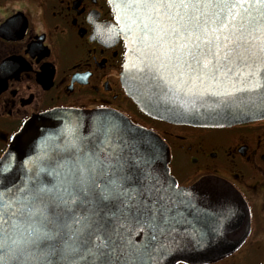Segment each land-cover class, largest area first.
Returning <instances> with one entry per match:
<instances>
[{
	"label": "snow or ice",
	"instance_id": "snow-or-ice-1",
	"mask_svg": "<svg viewBox=\"0 0 264 264\" xmlns=\"http://www.w3.org/2000/svg\"><path fill=\"white\" fill-rule=\"evenodd\" d=\"M121 7L126 10L125 28L130 33L138 31L140 41L149 49L142 61L143 71L147 72L149 61L158 62L161 69L174 60L179 64L176 53L182 51L186 59L180 67L185 79L179 83L189 93L202 90L218 106L229 108L240 98L238 93L255 92L256 71L264 67V0L255 4L251 0H124ZM237 84L242 87L237 88ZM213 85L215 89L208 92ZM258 100L264 106V88ZM99 131L109 145L108 154L101 158L95 151H84L79 167L70 170L61 187L45 188L39 182L31 187L15 181L11 187L0 183V264H50V257L54 264L56 255L67 259L68 253L80 249L97 264H121L122 260L123 264H146V260L150 264L151 254L147 249L138 253L130 237L121 231L128 226L121 221L161 228L175 220L169 204L178 201L179 194L161 185L148 148L125 142L114 122H102ZM93 173L108 177L98 191H94ZM84 201L105 209L119 205L129 215L99 214L93 209L78 221L72 216L80 223L75 229L49 215L50 203L63 205L67 215ZM228 212L230 209H222L220 215ZM98 215L101 218L95 219ZM62 228H69L68 240ZM82 233H87L86 237ZM93 235L99 243L92 242Z\"/></svg>",
	"mask_w": 264,
	"mask_h": 264
},
{
	"label": "water",
	"instance_id": "water-1",
	"mask_svg": "<svg viewBox=\"0 0 264 264\" xmlns=\"http://www.w3.org/2000/svg\"><path fill=\"white\" fill-rule=\"evenodd\" d=\"M251 2L255 4L258 0ZM108 3L116 35L125 45L121 84L126 95L143 114L174 125L201 128H229L264 119V106L258 100L264 88V67L256 71L255 92L238 93L240 98L229 108L218 106L213 102V97L204 91L201 90L199 94L189 93L179 83L185 79L181 75L184 69L180 67L186 59L182 51L176 53L179 64L174 60L167 68L161 69L158 62L149 61L147 72L143 71L145 65L142 61L149 49L140 41L138 31L130 33L125 28L126 10L121 7L124 0H108ZM162 76L166 78L161 79ZM172 77L176 79L169 83ZM215 87L213 85L207 91L212 92ZM236 87L241 88L242 85L237 84ZM109 121L120 127L125 142L135 144L138 148H148L152 152V168L161 185L179 194V202L169 204L172 210L170 215L175 220L162 224L164 230L146 222L121 221L128 225L121 231L130 237L138 253L143 254L147 249L151 254L150 264L214 263L233 254L245 242L250 232L249 211L235 189L219 179L197 182L187 188L179 187L170 174L169 155L164 142L155 133L109 110L85 112L57 109L29 119L13 135L0 157V183L11 187L15 181L17 185L31 187L39 182L45 188L61 187V181L79 167V157L84 151H89V154L95 151L101 158L108 154L109 145L104 143L105 137L99 129L102 122ZM92 179L95 180L94 191H98L108 177L93 173ZM118 208L119 205L105 209L84 201L79 208H75L74 213L68 212L66 215L63 205L58 207L57 203H50L49 215L52 218L58 217L61 224L67 222L75 229L80 227V223L72 219L73 215L77 221L93 209L99 214L110 211L117 216L121 213L129 215L124 208H119V211ZM225 208L230 209V212L221 216L220 212ZM100 218V215L95 217ZM107 219L111 220L112 217L108 215ZM61 232L64 239L68 240L69 228H62ZM81 235L86 237L87 233ZM91 240L94 244L99 243L95 235ZM115 242L120 243L119 240ZM67 256V259H62L61 255H56L54 264H97L83 249L77 253H68ZM49 260L52 264L53 258Z\"/></svg>",
	"mask_w": 264,
	"mask_h": 264
},
{
	"label": "flooded vegetation",
	"instance_id": "flooded-vegetation-1",
	"mask_svg": "<svg viewBox=\"0 0 264 264\" xmlns=\"http://www.w3.org/2000/svg\"><path fill=\"white\" fill-rule=\"evenodd\" d=\"M114 26L108 0H0V157L41 113H119L164 142L179 187L219 179L244 200L248 237L230 256L207 264H264V119L201 128L143 114L121 84L125 45Z\"/></svg>",
	"mask_w": 264,
	"mask_h": 264
}]
</instances>
